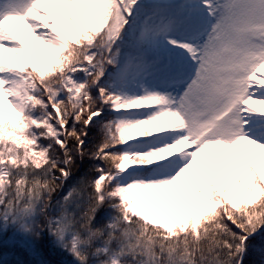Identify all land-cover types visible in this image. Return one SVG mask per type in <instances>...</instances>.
Wrapping results in <instances>:
<instances>
[{"label":"snow or ice","instance_id":"snow-or-ice-1","mask_svg":"<svg viewBox=\"0 0 264 264\" xmlns=\"http://www.w3.org/2000/svg\"><path fill=\"white\" fill-rule=\"evenodd\" d=\"M0 264H264V0H0Z\"/></svg>","mask_w":264,"mask_h":264}]
</instances>
